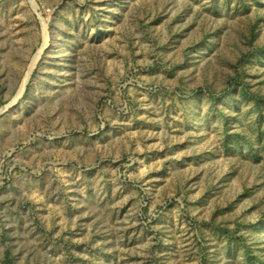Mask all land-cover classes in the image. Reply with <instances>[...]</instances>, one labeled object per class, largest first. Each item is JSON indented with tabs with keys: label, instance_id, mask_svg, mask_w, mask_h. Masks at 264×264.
Instances as JSON below:
<instances>
[{
	"label": "rangeland",
	"instance_id": "obj_1",
	"mask_svg": "<svg viewBox=\"0 0 264 264\" xmlns=\"http://www.w3.org/2000/svg\"><path fill=\"white\" fill-rule=\"evenodd\" d=\"M0 264H264V0H0Z\"/></svg>",
	"mask_w": 264,
	"mask_h": 264
},
{
	"label": "bare ground",
	"instance_id": "obj_2",
	"mask_svg": "<svg viewBox=\"0 0 264 264\" xmlns=\"http://www.w3.org/2000/svg\"><path fill=\"white\" fill-rule=\"evenodd\" d=\"M44 30H45V33H46V36H45V41L43 42V44L41 45V47H39V50L35 53L33 57V63L35 61L38 60V58L40 57V55L42 54V52L44 51V49L47 48V39H48V35H49V32L47 30V27H46V24H44ZM33 63L28 67V71L26 72L25 76L23 77L17 91H16V94L14 95V97L12 98V100L10 101V103H13L14 101H16V99L21 95V93L23 92V88L25 86V83L27 81V78H28V75L30 73V70L32 68V65Z\"/></svg>",
	"mask_w": 264,
	"mask_h": 264
}]
</instances>
